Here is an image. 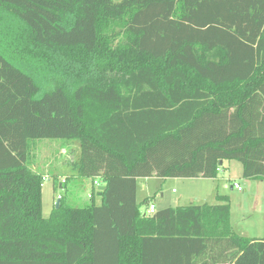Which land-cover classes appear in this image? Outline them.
I'll use <instances>...</instances> for the list:
<instances>
[{
    "label": "trees",
    "instance_id": "obj_1",
    "mask_svg": "<svg viewBox=\"0 0 264 264\" xmlns=\"http://www.w3.org/2000/svg\"><path fill=\"white\" fill-rule=\"evenodd\" d=\"M0 11L26 29L36 71L72 84L42 92L0 52V264H264V237L235 233L227 196L153 216L141 212L152 199L137 200L139 179L215 180L230 161L264 184V0H0ZM44 139L79 141L76 176L101 181L98 204L61 197L43 216L29 151Z\"/></svg>",
    "mask_w": 264,
    "mask_h": 264
},
{
    "label": "rangeland",
    "instance_id": "obj_2",
    "mask_svg": "<svg viewBox=\"0 0 264 264\" xmlns=\"http://www.w3.org/2000/svg\"><path fill=\"white\" fill-rule=\"evenodd\" d=\"M122 2L124 0H114ZM5 11H0V52L16 66L33 75L42 92L55 87L58 82L72 84L63 76L53 73L38 72L31 65L29 56L23 50L33 48L25 28ZM10 45V46H8ZM212 59L216 60L217 57ZM33 68V69H32ZM35 68V70H34ZM80 156L79 141L68 139H44L30 141L29 163L32 170L43 174L47 181L43 184V216L49 218L56 206L59 196L64 197L74 207H84L99 200L88 196L101 188L93 187L91 180L76 176V163ZM227 169L224 170L223 168ZM219 177L225 180H188V179H139L137 200L141 203L150 198L157 210L167 207L187 206L192 204H217V194L227 196L232 207L231 224L237 234L248 238L264 237V184L243 177L242 165L237 161L226 162ZM52 176H55L53 178ZM55 179V181H54ZM234 183L240 185L242 192L231 190ZM62 185V186H61ZM218 192V193H217ZM163 196V197H162ZM147 206H141L144 212Z\"/></svg>",
    "mask_w": 264,
    "mask_h": 264
},
{
    "label": "built area",
    "instance_id": "obj_3",
    "mask_svg": "<svg viewBox=\"0 0 264 264\" xmlns=\"http://www.w3.org/2000/svg\"><path fill=\"white\" fill-rule=\"evenodd\" d=\"M47 180H49V179H47V177H45L44 178V182L47 181ZM92 183H93V187H95V186L97 188H101L102 187V183H101V181L99 179H95ZM233 188L238 190L239 192H242V188L238 184H235ZM92 196H93V193L91 192L88 197L91 199ZM58 198L60 200L61 196H59ZM156 210H157L156 206L154 204L150 203V205L147 206V209L143 213H144V215H147V216H153L156 213Z\"/></svg>",
    "mask_w": 264,
    "mask_h": 264
},
{
    "label": "crops",
    "instance_id": "obj_4",
    "mask_svg": "<svg viewBox=\"0 0 264 264\" xmlns=\"http://www.w3.org/2000/svg\"><path fill=\"white\" fill-rule=\"evenodd\" d=\"M225 163L226 162H223V167H224V165H225ZM224 170H226L227 168L226 167H224L223 168ZM222 172V169L220 170V172H219V175H220V173ZM219 175H218V178L217 179H215V180H213V181H221V183L225 180L224 178H220L219 177ZM53 178H55V176H52ZM171 180H175V179H171ZM197 180V179H196ZM198 180H204V179H198ZM236 183H234V185H235ZM234 186H232L230 189L231 190H233L234 188H233ZM100 189V188H99ZM95 190V189H94ZM101 190H102V188H101ZM218 193V192H217ZM218 195H220V194H217V196ZM163 197V196H162ZM190 205H192V203L190 204ZM201 205H203V204H201ZM188 206V205H187ZM231 214H232V207H231ZM231 220H232V218H231ZM241 235V234H240ZM243 236V235H242ZM246 237V236H245Z\"/></svg>",
    "mask_w": 264,
    "mask_h": 264
},
{
    "label": "water",
    "instance_id": "obj_5",
    "mask_svg": "<svg viewBox=\"0 0 264 264\" xmlns=\"http://www.w3.org/2000/svg\"><path fill=\"white\" fill-rule=\"evenodd\" d=\"M59 206H60V200L57 201V203H56V208L58 209Z\"/></svg>",
    "mask_w": 264,
    "mask_h": 264
}]
</instances>
